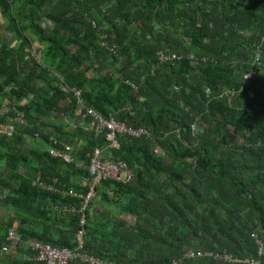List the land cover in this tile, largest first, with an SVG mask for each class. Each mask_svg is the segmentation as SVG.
<instances>
[{
	"label": "trees",
	"instance_id": "1",
	"mask_svg": "<svg viewBox=\"0 0 264 264\" xmlns=\"http://www.w3.org/2000/svg\"><path fill=\"white\" fill-rule=\"evenodd\" d=\"M0 14V264H41L30 241L113 264H264V0H0ZM88 109L146 134L111 149ZM97 148L133 177L100 181L84 208Z\"/></svg>",
	"mask_w": 264,
	"mask_h": 264
},
{
	"label": "built area",
	"instance_id": "2",
	"mask_svg": "<svg viewBox=\"0 0 264 264\" xmlns=\"http://www.w3.org/2000/svg\"><path fill=\"white\" fill-rule=\"evenodd\" d=\"M254 61L259 62V59L261 57V51L256 50L254 54ZM159 58L161 61L165 62H174L181 60V58L177 57L176 55L172 56H165L160 54ZM252 72L247 73L244 76V79H248L252 77ZM76 95L80 97V93L76 92ZM87 113L94 118L93 126L96 132V135L99 136V133H101L102 130L106 129L108 131L107 140L111 142L110 148L111 149H117L119 147L116 136L118 134H123L127 136H131L133 138L135 137H142L146 133L144 130H134L132 128H129L124 123L116 122L114 119L111 120H105L102 116L94 112L92 109H88ZM69 150V148H67ZM49 154L52 157H59L61 158L65 163H72L73 158L70 156V154H63L58 151L50 150ZM90 164L87 166L88 171L92 176V182L90 184V190L87 193L86 196H81L76 194L75 192H68L64 195H70V196H79L83 197V207L86 208L89 202L94 198L95 191L94 188L96 185L102 181V180H114L116 182L121 183H128L132 180V173L129 171L128 166L125 162L119 160V159H113V158H105L104 153L100 148H97L94 150L93 155L90 156ZM32 185L38 188H41L45 191H51L54 192L55 190L52 188V186L47 185L43 182H40L38 179L32 181ZM63 194V192H61ZM73 211V210H70ZM85 224V221L82 222V225ZM84 236V232H80L78 236V242L80 243L79 249L82 248V238ZM8 243H14L15 249L14 250H5V253L12 254V256H16L17 252V246L18 244L23 245V241L17 236L14 230L9 231L8 236L6 238ZM258 247H259V255H263L262 250L264 248L263 244H261L258 240ZM26 249H29L31 252H33L36 255V261L41 264H69L73 260H79L82 262L90 263V264H113V263H103L99 261L98 259L88 256L85 253H80L77 251L70 252L67 250L59 251L51 249L49 246L41 245L38 243H35L33 241H30L27 245H25ZM194 254H191V257H193ZM219 258H223L226 261L229 262H240L239 259H235L230 257L229 255L225 254L223 256H217ZM256 264V263H253Z\"/></svg>",
	"mask_w": 264,
	"mask_h": 264
},
{
	"label": "rangeland",
	"instance_id": "3",
	"mask_svg": "<svg viewBox=\"0 0 264 264\" xmlns=\"http://www.w3.org/2000/svg\"><path fill=\"white\" fill-rule=\"evenodd\" d=\"M45 23H46V27H45V28H46V30H47L48 27L50 26V24H49V22H47V21H45ZM5 26H6L5 19H4V18L1 16V14H0V34H5V33H7ZM104 46H105V45H104ZM105 47H106V46H105ZM163 51H164V50H161V53H160V54H162ZM166 51H168V50H166ZM160 54H159V55H160ZM166 54H167V55H172V54H174V53L167 52ZM175 55H178V54H175ZM6 104H7V101L4 102V105H6ZM1 112H4V109H3ZM156 151L159 153V152H161V149L158 148ZM261 250H262V253H264V249H261Z\"/></svg>",
	"mask_w": 264,
	"mask_h": 264
}]
</instances>
